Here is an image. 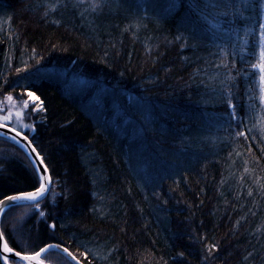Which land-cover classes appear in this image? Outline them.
Returning a JSON list of instances; mask_svg holds the SVG:
<instances>
[{
    "label": "trees",
    "instance_id": "trees-1",
    "mask_svg": "<svg viewBox=\"0 0 264 264\" xmlns=\"http://www.w3.org/2000/svg\"><path fill=\"white\" fill-rule=\"evenodd\" d=\"M75 2L0 0V102H28L22 132L51 178L38 209L1 216L9 246L58 244L82 264H264V109L251 67L260 0L204 12L227 34L192 0L171 10L172 0H104L83 16L87 2ZM37 184L0 137V199Z\"/></svg>",
    "mask_w": 264,
    "mask_h": 264
},
{
    "label": "snow or ice",
    "instance_id": "snow-or-ice-1",
    "mask_svg": "<svg viewBox=\"0 0 264 264\" xmlns=\"http://www.w3.org/2000/svg\"><path fill=\"white\" fill-rule=\"evenodd\" d=\"M87 2V6L84 8V11L80 13L81 16L84 15V12H88L89 10L91 12H97L98 10H102L103 6H104V0H76L74 7H79L81 5H85ZM246 2V0H245ZM201 3L203 4V7H201ZM227 3V0H201L200 3L195 2V0H192V2L190 3V8H192L203 20H207L209 22V24L212 26V28L216 29V31L219 32H224V34L228 33V29L223 28L222 23L218 20H208V16L204 15V12L211 7L212 9H217V8H221V6L223 4ZM177 6V0H172V3L170 4V8L169 10H171L172 8ZM228 8L232 7L231 3H227ZM254 7L258 6L260 11V15L262 17L261 22L259 23V61L258 63L252 64L251 67L253 69H258L259 72L262 74L261 75V80H264V0H260L258 5H253ZM50 8H52L53 10L55 9L54 5H50ZM237 12H239V9H236ZM45 15H47V12H45ZM230 15V13L228 11H217L214 12V16H218V17H228ZM228 23H232L231 20L227 21ZM218 48H220V52L221 55L227 57L229 55L227 48L224 44H217L216 45ZM220 65H217V67H219ZM225 67H227V65H224ZM17 73H20L21 71H27V67H25L24 69H20L17 68L16 69ZM27 96L29 97V99L31 100H36L39 99L38 97L35 96V94L31 91L27 92ZM7 101L11 102L13 101V97L11 95L6 97ZM264 99V98H262ZM229 107L233 108V111L231 113V116L233 119L236 118V114L234 111V106L231 104V101H228ZM28 102H23L22 107L24 109L28 108ZM43 110V109H41ZM24 115V113L22 112H16L15 116L16 119L19 121L22 119V116ZM13 118V113L11 111V109L8 110V114L6 116H0V128H4L6 127V122L10 121ZM11 131H15L16 132V136H20L21 134L16 131L14 128L10 129ZM238 135H244V133H238ZM25 140H27V136L23 137ZM13 139H15V137H13ZM29 144H31V141H29ZM32 152H35V148L31 149ZM37 155H39L37 153ZM33 163H36V161H33ZM38 163L40 165H44V160L43 158H40V160L38 161ZM36 173H44L47 172V167L44 166L42 168H35ZM46 181L47 183H51V178L50 177H46L43 174H40L38 176V182H39V187L35 188L34 191H21L17 194H12V195H4V197L2 199H0V215H2L4 213V205L6 203H14L16 201H27L29 202L33 207L35 208H39V201L40 199H42L45 195V193L48 191V188L46 187ZM249 195H252L251 192H249ZM40 215L43 216L44 213L40 212ZM52 228H55L56 225L53 224L51 225ZM0 241H3L2 243V252H0V256H2L3 258V264H9V257L7 255H3V254H7V253H13L14 249L12 247L9 246L7 240L4 237V233L3 231H0ZM60 248V245L55 244V245H48L45 248H41L39 251L35 252L34 254H22L20 251H15L14 252V257L12 258L13 260L15 259V257H19L22 261H26L27 264H43V261L40 259L41 254L42 253H46L49 249L51 248ZM215 249V245H211L208 249L209 252H211L212 250ZM63 251L69 256L71 257L73 260L76 259L75 256L72 255L71 252L68 251L67 248H63ZM181 256H183V253H180ZM77 264H79V262H77Z\"/></svg>",
    "mask_w": 264,
    "mask_h": 264
},
{
    "label": "water",
    "instance_id": "water-1",
    "mask_svg": "<svg viewBox=\"0 0 264 264\" xmlns=\"http://www.w3.org/2000/svg\"><path fill=\"white\" fill-rule=\"evenodd\" d=\"M10 129H12L9 126H6L4 128H0V137L3 139H6L12 143H14L22 152L23 154L26 156V158L28 159V161L30 162V164L32 165V167L34 168H42L44 167V165H40L38 163V161L40 160V156L37 155V151L35 150V152H32L31 149L34 148L32 143L29 144V139L25 140L23 137L25 136L24 134L20 133V136H16V132L15 131H11ZM13 137H15V139H13ZM33 161H36V163H33ZM36 172V171H35ZM37 176H39L40 174L45 175L46 177H49L48 172H44V173H36ZM46 187L48 188V191L45 193L44 197L47 195V193L49 192L50 188H51V183H47L46 181ZM34 191V190H33ZM44 197L42 199H40V201H42L44 199ZM39 201V202H40ZM27 205H31L29 202L27 201H16L14 203H6L4 205V211L7 210L8 208L11 207H18V206H27ZM1 216V215H0ZM2 243L3 241H0V252H2ZM49 245H55V244H49ZM48 245L44 246L43 248L47 247ZM49 251H57L60 254H62L69 262H71L72 264H77V260H73L71 257H69L64 251H63V247L60 246V248H51L49 249L47 252ZM15 252V251H14ZM14 252L13 253H7V254H3V255H7L9 257V260L21 263V264H27L26 261H22L19 257H15V259L13 260L12 258L14 257ZM46 252V253H47ZM46 253H42L40 259L46 254ZM0 261L1 264H3V258L2 256H0ZM43 264H47V263H43ZM80 264V263H79Z\"/></svg>",
    "mask_w": 264,
    "mask_h": 264
},
{
    "label": "rangeland",
    "instance_id": "rangeland-1",
    "mask_svg": "<svg viewBox=\"0 0 264 264\" xmlns=\"http://www.w3.org/2000/svg\"><path fill=\"white\" fill-rule=\"evenodd\" d=\"M258 45H259V38H258ZM258 61H259V50H258V56H257L255 63H258ZM254 71L256 73V83H257L260 102L264 109V99H262L264 98V80H261L262 74L259 72L258 69H254ZM7 96H5L3 100L0 102V116H6L8 114V110L11 109L13 113V118L10 121L6 122V125H10L11 128H14L16 131L23 133L24 131H27L29 129V124L24 119L25 114H26V109L22 107V104L25 101L13 98V101L9 102L6 99ZM18 111L24 113V115L22 116V119L19 121L16 119V116H15V113ZM31 213H32L31 211L27 210L22 215L21 223H25L27 219L31 216L30 215Z\"/></svg>",
    "mask_w": 264,
    "mask_h": 264
},
{
    "label": "bare ground",
    "instance_id": "bare-ground-1",
    "mask_svg": "<svg viewBox=\"0 0 264 264\" xmlns=\"http://www.w3.org/2000/svg\"><path fill=\"white\" fill-rule=\"evenodd\" d=\"M54 70H56V69H48V70H45L42 74H41V76H52V74H55L56 72H54V73H52ZM56 75L58 76V77H60V75L62 76V77H64V75H63V73H62V71H58L57 73H56ZM62 77H60V78H62ZM65 78H68V77H65ZM65 78H62V79H65ZM79 77H70V78H68V81H70V83L72 84V85H75V86H77L78 84H79V86H82V84L81 83H78L79 82ZM76 81H78V82H76ZM29 139V138H28ZM37 187H39V182H38V184H37ZM36 187V188H37ZM35 190V189H34ZM33 191V190H32ZM49 193V192H48ZM48 193H47V195H48ZM47 195L44 197V199L45 198H47ZM27 206H32V205H27ZM6 211V210H5ZM4 211V212H5ZM3 215V214H2ZM1 215V216H2ZM1 216H0V218H1ZM1 224V223H0ZM0 231H1V226H0ZM49 245V244H48ZM46 246V245H45ZM43 248V247H42ZM57 252V251H56ZM77 260V259H76ZM78 261V260H77ZM80 264H82L80 261H78Z\"/></svg>",
    "mask_w": 264,
    "mask_h": 264
},
{
    "label": "flooded vegetation",
    "instance_id": "flooded-vegetation-1",
    "mask_svg": "<svg viewBox=\"0 0 264 264\" xmlns=\"http://www.w3.org/2000/svg\"><path fill=\"white\" fill-rule=\"evenodd\" d=\"M44 256H45V255H44ZM41 260L43 261V263L51 264V262L45 260L44 257H43V259H41ZM0 264H1V261H0ZM9 264H20V263H17V262H14V261H12V260H9Z\"/></svg>",
    "mask_w": 264,
    "mask_h": 264
}]
</instances>
